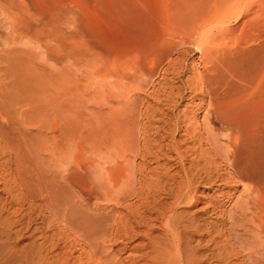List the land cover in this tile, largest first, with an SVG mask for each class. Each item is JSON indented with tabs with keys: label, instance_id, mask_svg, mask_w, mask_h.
<instances>
[{
	"label": "rangeland",
	"instance_id": "374dc122",
	"mask_svg": "<svg viewBox=\"0 0 264 264\" xmlns=\"http://www.w3.org/2000/svg\"><path fill=\"white\" fill-rule=\"evenodd\" d=\"M14 3L25 11L18 31L0 9V264H174L161 220L135 224L144 206L164 197L168 178L180 181L177 155L216 169L213 179L233 176L219 158L229 149L225 132L206 123L209 99L196 96L199 53L172 62L174 70L164 61L152 78L133 76V50L145 41L143 0ZM167 109L187 113L178 115L174 139ZM259 155L251 172L262 175ZM234 180L201 183L197 202L173 213L201 226L183 251L193 264H264L252 253L264 238L239 232L254 243L247 251L246 240L240 247L232 239L228 219L246 200L245 183ZM212 203L223 218L205 213Z\"/></svg>",
	"mask_w": 264,
	"mask_h": 264
},
{
	"label": "bare ground",
	"instance_id": "6f19581e",
	"mask_svg": "<svg viewBox=\"0 0 264 264\" xmlns=\"http://www.w3.org/2000/svg\"><path fill=\"white\" fill-rule=\"evenodd\" d=\"M143 2L145 3L143 9L145 8L147 13V23L145 30H142L147 35L144 33V44L140 39L143 46L138 49L135 47L136 53L133 50L132 54L136 55L134 56L136 60L133 61L135 58L131 57L134 62L132 75L146 74L148 77H153L154 73L156 74L155 70L164 61H168L167 67L169 68L174 66L172 62L178 64L189 52L199 53L203 80L198 81V84L200 82V91L195 89L196 92L199 91L196 96L200 101L205 98L209 99V108L204 120L210 125H218L219 129L223 133L225 132V140L229 148L222 153L223 155L220 154L219 158L224 166L232 171V178L220 179L216 177L213 179L210 175L216 169L212 170L206 167L197 169L195 161L188 162L177 155L180 181L175 182V176L168 178L166 182L172 183L163 186L159 193L164 197L162 199L157 197L156 200L144 206L142 212L136 217L138 222L135 224V228L142 226L145 229H148V219L153 215L156 219H160L161 224L165 227L166 235L172 237L174 241L177 253V255L175 254L177 262L175 263L193 264L194 261L190 262L186 256V252L189 251L186 249L192 234H197L201 226L197 225L194 218L180 220L177 216L175 219L173 213L180 204L188 206L197 202L198 199L194 192L199 189L201 183L211 185V188L214 186L219 188L221 184L216 185L218 181L226 184L236 183L234 179L242 180L245 183L246 200L238 208V215L235 218L228 216V220L233 222L230 221L231 227L235 226L230 229L233 230V233L230 232L229 236L231 233H235L232 235V239L235 244H240V247L245 245H242V241H247V238L245 239L247 236L239 235V232L252 233L251 236L250 234L248 236L253 240L254 237L256 240L264 238V169L258 170L262 175L251 172V168L254 166V157L257 154L261 155L263 153L262 146L264 148V0H143ZM0 4V9L6 6L5 13L9 14L10 27L17 30V27H20L18 24L25 19V11H21L23 9L15 6L20 9L16 12L15 7L13 9L16 4L14 0L13 2L12 0H0ZM6 16L8 17V15ZM173 56L175 58H172ZM183 63L184 61H182ZM175 67H172L173 70ZM177 69L181 70L180 67ZM169 70L167 69L166 72L168 73ZM198 78L200 77L198 76ZM197 85L195 87L199 88ZM170 110L165 113V116L172 117L174 124H172L171 131L166 132V135L167 138L174 139L177 136L178 117L181 116L185 119L187 113L181 115L178 113L173 116V110ZM21 134L20 136L23 135ZM185 163H188L189 168L185 169ZM166 200H173V203L166 204ZM210 207V211L207 208L205 213L210 212L223 218L221 212L219 214V206L213 204ZM218 224L221 228L225 227L223 219L218 220ZM211 225L210 227L213 226ZM124 236L125 234L122 237L125 238L126 236ZM210 241L213 243L214 239L211 238ZM245 243L248 246L251 245L250 241ZM252 245L251 247L245 245L246 251L247 248L254 249L255 246ZM259 248L252 253L255 255L258 253L257 259L260 254L264 260V242ZM184 250L186 254H184Z\"/></svg>",
	"mask_w": 264,
	"mask_h": 264
}]
</instances>
